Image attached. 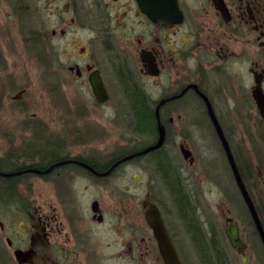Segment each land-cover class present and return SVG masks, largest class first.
Listing matches in <instances>:
<instances>
[{"label": "flooded vegetation", "instance_id": "obj_1", "mask_svg": "<svg viewBox=\"0 0 264 264\" xmlns=\"http://www.w3.org/2000/svg\"><path fill=\"white\" fill-rule=\"evenodd\" d=\"M39 1L45 2L51 17L48 40L56 57L54 67L68 65L70 73L84 79L88 88L89 75L98 72L109 99L98 102L92 88L90 93L104 106L111 93L103 64L110 61L125 97L140 101L127 107L132 113L149 112L156 132L145 135V144L103 159L97 155L99 149L90 160L61 155L65 144L49 140L45 155L35 163H14L0 156V262L4 264L7 256L6 264H13L14 249H22L29 253L23 264H165L146 223L150 206L160 215L178 264H187L180 252L186 238L201 255V264H249L255 244L261 251L257 258L264 257V240L253 220V230L247 232L236 221L244 245L240 252L228 242L224 229L225 241L237 255L232 257L229 248L222 252L216 227L197 226L195 214L185 211L188 202L183 190V174L193 171L190 168L219 166L207 165L212 158L205 161L206 153L211 150H221L224 165L230 167L218 129L239 177L244 181L243 167L254 163L264 185V118L259 110V102L264 105V0H14L19 10L37 8ZM25 91L20 90L18 99ZM106 119L111 121V113ZM160 131L163 140L155 146ZM247 141L253 145L252 155ZM25 157L34 161L30 154ZM124 166L152 172L156 181L163 182L168 197L160 199L146 186L144 198L138 200L134 173L131 184L114 185L104 193L105 184L116 182ZM33 176L47 178L53 185L48 207L38 203L31 187L22 192V183ZM86 182L96 186L99 196L82 205ZM59 187L63 189L58 196ZM104 194L110 203L104 202ZM24 203L29 209L24 219L17 213L12 234L10 219L3 215L9 206L24 207ZM261 208L256 213L264 234L263 197ZM171 221L180 228L175 231ZM21 234L26 244L20 248L12 237L19 239Z\"/></svg>", "mask_w": 264, "mask_h": 264}, {"label": "rangeland", "instance_id": "obj_2", "mask_svg": "<svg viewBox=\"0 0 264 264\" xmlns=\"http://www.w3.org/2000/svg\"><path fill=\"white\" fill-rule=\"evenodd\" d=\"M44 3L39 1L37 8L19 10L16 9L14 0H0V156L5 159L8 157L14 163L26 165L35 163L45 155L47 145L45 142L48 140L56 145L65 144L61 155L68 153L82 156L87 160L95 156L97 149H99L97 155L103 159L108 154L124 152L130 146L145 144L148 138L142 132L138 134L139 128L135 127L136 118L129 110L130 107H127L131 104L130 97H125V88L117 76L116 67L110 61L103 64L107 87L111 93V99L104 106L96 103L86 81L75 78L68 70V65L54 67L56 57L48 40L52 29L51 17ZM34 32L40 33L39 36ZM30 36L40 39L32 42L33 38L30 39ZM60 57L64 63L65 57L61 55ZM21 89L26 90L25 93L20 99L15 98ZM100 107H103L102 110ZM110 113L111 121L108 122L106 118H109ZM29 127L33 128L36 134L33 135ZM106 143L113 146L105 149ZM246 145L252 155L254 153L252 143L247 141ZM27 154H30L34 161L26 160ZM206 155L205 161L212 158L207 163L208 166L213 164L219 166L202 169L200 165H196L190 168L193 171L183 174V190L185 201L188 202L185 211L195 214L197 226L216 227L220 232L224 252L229 248V243L225 241L224 229L228 226L226 218L237 221L242 232H247V229L253 230V222L230 167L225 166L222 161L223 152L214 149ZM253 164L243 167L242 177L253 206L260 213L264 185L260 183L256 166ZM118 172L116 182L105 184L107 189H104V193L111 190L114 185L125 188L131 184L130 174L134 173L138 200L144 198L146 186L150 187L151 192L157 193L160 199L168 197L165 195L168 192L163 182L160 180L157 182L152 172L130 170L125 166ZM149 179L154 182H150ZM30 182L22 183L23 194L31 187L32 193L39 197L38 203L44 202V206L48 207L51 204L49 198L54 192L53 185L42 176H33ZM83 183H80L81 186H84ZM86 184L88 190L84 193L82 205L85 203L89 205L93 198L99 196L96 186H89L87 182ZM56 187L58 186L55 185ZM62 189L59 187L58 196ZM104 202L110 203L105 194ZM23 205L24 207L18 204L9 206V211H5L3 215L4 219H10L12 234L13 220L17 213L24 219L29 209L28 203ZM171 208L173 209L172 206ZM173 223L171 227L175 231L176 228H180L179 223ZM186 227L191 228L187 223ZM24 237V234H21L19 239L12 237L15 246L20 248L24 246L26 244ZM251 239L254 240V237ZM3 246L5 245L2 244ZM254 249L249 264L250 260L255 264H264L262 255L257 258V253L261 254V251L257 249L256 244ZM180 252L187 264H201V255L188 238L181 243ZM229 252L232 257L237 255L236 252L230 251V248ZM6 258L8 257L3 259L4 264L8 262ZM13 264H16L14 260Z\"/></svg>", "mask_w": 264, "mask_h": 264}, {"label": "water", "instance_id": "obj_3", "mask_svg": "<svg viewBox=\"0 0 264 264\" xmlns=\"http://www.w3.org/2000/svg\"><path fill=\"white\" fill-rule=\"evenodd\" d=\"M153 15L158 16L157 14H153ZM89 85H90V88H92V93H93L94 98H96L98 102H105L109 99L107 90L103 85L102 77H100L98 72H93L89 75ZM19 96L20 94H17L15 98H18ZM259 110L264 118V105L262 104L261 101L259 102ZM218 132L221 135L223 145L225 146L227 156L229 157L230 167H232V172L235 177L237 188H239L241 197L244 198L245 205L247 209L249 210L251 218L256 224L257 229L260 231L262 240H264V234L260 227V222L257 217L256 209L254 208L252 200L248 195V192H247L246 187L244 186L243 180L241 179V177H239L237 168L235 167L234 162H233V157L231 156L229 147L227 146V142L224 136L222 135L220 129H218ZM162 135L163 133L162 131H160V137H159L160 139L155 146H158L162 143V140H163ZM183 156L186 158L187 154L184 152ZM145 213H146L145 215L146 223L149 224V226L151 227L153 231V234H155L156 242L159 248V253L160 255H162L164 263L165 264H178V256L177 254H175L173 244H171L169 236L166 233L165 226L161 221L159 213H157V210L155 209L154 206H150ZM227 220L229 222L232 221L230 218H228ZM225 231H226L228 242H230L233 248L237 247L240 252L241 247H243L244 245L239 239V230L237 227V222L233 221L232 223H230L225 229ZM14 251H15L14 257H15L16 262L18 264L26 263V259L29 257V253L27 251L19 250V249H16ZM242 259L244 261L245 257L243 256Z\"/></svg>", "mask_w": 264, "mask_h": 264}, {"label": "trees", "instance_id": "obj_4", "mask_svg": "<svg viewBox=\"0 0 264 264\" xmlns=\"http://www.w3.org/2000/svg\"><path fill=\"white\" fill-rule=\"evenodd\" d=\"M131 104H139V99H136L133 96H129ZM133 116L136 118L135 127L139 128L138 132H142L143 135H151L154 136L156 132L155 123L153 122V117L149 112L145 110H136L133 111ZM141 119H143L141 121ZM149 129V130H148Z\"/></svg>", "mask_w": 264, "mask_h": 264}]
</instances>
